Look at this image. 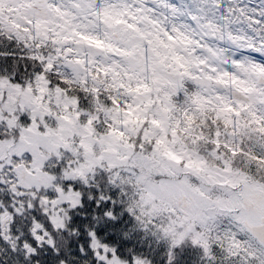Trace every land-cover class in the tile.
Masks as SVG:
<instances>
[{
    "label": "snow or ice",
    "instance_id": "snow-or-ice-1",
    "mask_svg": "<svg viewBox=\"0 0 264 264\" xmlns=\"http://www.w3.org/2000/svg\"><path fill=\"white\" fill-rule=\"evenodd\" d=\"M0 264H264V0H0Z\"/></svg>",
    "mask_w": 264,
    "mask_h": 264
}]
</instances>
